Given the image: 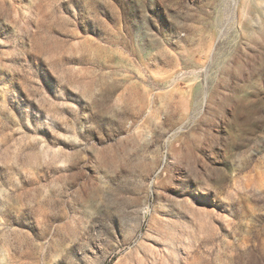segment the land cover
I'll return each instance as SVG.
<instances>
[{"label": "rangeland", "instance_id": "1", "mask_svg": "<svg viewBox=\"0 0 264 264\" xmlns=\"http://www.w3.org/2000/svg\"><path fill=\"white\" fill-rule=\"evenodd\" d=\"M0 264H264V0H0Z\"/></svg>", "mask_w": 264, "mask_h": 264}]
</instances>
